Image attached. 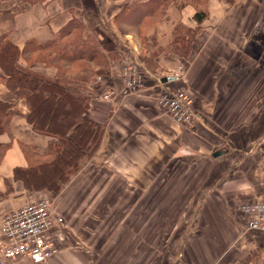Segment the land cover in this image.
Listing matches in <instances>:
<instances>
[{"label":"crops","instance_id":"1","mask_svg":"<svg viewBox=\"0 0 264 264\" xmlns=\"http://www.w3.org/2000/svg\"><path fill=\"white\" fill-rule=\"evenodd\" d=\"M148 1L0 0V35L6 34L19 50L29 40L49 41L69 20L76 19L84 35L106 39L120 58L109 62V75L95 76L88 84L92 95L88 117L103 128L100 144L56 193L27 189L14 177V169L26 168L36 159L30 151L43 154L56 139L34 132L27 122L24 100L0 84V100L13 104L10 132L0 136V143L10 144L0 158V220L25 204L49 198L54 212L63 217V226L51 234L62 239L57 254L41 264H114L117 256L122 259L119 264H125L130 248H118L127 239L125 234L111 238L109 246L100 249L103 240H98L101 236L96 230L106 222L104 212L114 210L119 198L122 213L111 225L126 217L124 225L129 226L128 211L143 209L140 196L155 193L158 180L170 179L171 167L179 164L191 173L189 178L196 169V178L208 188L197 204L195 227L199 230H189L183 260L177 263L264 264V234L245 231L239 212L241 204L264 195V64L256 62L262 50L255 40L264 14L257 17V0H235L231 5L209 0L208 16L186 58L167 52L168 38L161 42L158 27L151 29L148 48L160 51L152 68L140 65L154 81L148 80L145 89L125 96L120 61L129 43L138 44L133 32L121 30L114 18ZM194 11L192 6H170L165 15L175 14L184 26L194 28ZM18 64L27 67L22 59ZM178 68L183 73L176 78L173 74ZM38 69L54 76L52 68ZM158 83L190 95L192 120L177 125L158 108ZM110 91L111 98L103 99ZM129 196H137L135 206ZM142 225L138 221L135 232L143 236L138 229ZM6 264L33 263L16 259Z\"/></svg>","mask_w":264,"mask_h":264},{"label":"trees","instance_id":"2","mask_svg":"<svg viewBox=\"0 0 264 264\" xmlns=\"http://www.w3.org/2000/svg\"><path fill=\"white\" fill-rule=\"evenodd\" d=\"M208 1L150 0L144 6L122 11L115 16L114 22L137 27L138 30L143 27L147 29L149 26L146 23L159 22L170 6L177 9L192 6L196 26L189 28L181 22L175 24L171 40L165 49L186 58L200 24L208 16ZM223 1L230 4L233 0ZM69 38L72 39L71 42L64 41ZM139 39L144 49L148 39L145 34ZM100 45L102 43L95 35L83 34L82 25L76 19L69 20L43 44L35 40L26 41L22 50L6 34L0 35V84L17 99L24 100L28 110L27 122L34 132L56 139L43 154L30 151L36 159L26 168L14 169V177L27 189H45L56 193L99 146L103 128L88 117L92 98L88 84L95 76L110 74L109 60L100 52ZM38 53L40 56L46 53L45 60L40 62L39 56L33 57L34 62H29L28 56ZM20 57L24 58L27 67L18 64ZM41 66L55 70L54 76L49 77L40 71L38 67ZM12 105L0 100V136L10 132L9 111ZM9 145L0 143V158Z\"/></svg>","mask_w":264,"mask_h":264},{"label":"rangeland","instance_id":"3","mask_svg":"<svg viewBox=\"0 0 264 264\" xmlns=\"http://www.w3.org/2000/svg\"><path fill=\"white\" fill-rule=\"evenodd\" d=\"M234 1L235 0H233L230 4L226 2L225 3L231 5L234 3ZM261 14H264V0H257L256 15L259 17ZM179 22L180 21L175 14H172L171 18L166 17L164 14L162 17H160V20L157 23L148 21L146 24L149 26V28L147 29L146 27H143L138 30L137 27H128L115 23L117 27H119L124 32L132 31L133 38L138 44L134 47L129 43L125 55L122 58L123 60H121L120 63L123 64L125 58H129L134 55L140 64L142 63L147 67L152 68L154 64L153 59L159 49L150 50L148 48V42L147 46L143 49L139 38L143 37V34H145V37H147L149 41L148 32L151 29L158 27V38L161 37V42L162 39L167 40L168 38V45L171 40L174 26ZM255 40L260 45V47L258 45L259 50H262V53L257 57L256 62H261L260 64H264V18L258 25ZM64 41L69 43L72 41V39H64ZM99 41L102 43V45H100V52H102V54L108 58L109 62H112L113 59L116 58L120 59L116 54L113 53V44L103 38L99 39ZM40 55V53L31 54L28 56L29 62H34L33 57L38 58ZM45 56L46 53H43L42 56L38 58V60L43 62L45 60ZM19 59L24 60L23 57H20ZM118 59L116 61L119 62ZM248 62V60L243 62V66L245 67ZM140 69L142 70V73L145 72L143 68ZM177 72H179V76H181L183 73L181 68H178L174 73ZM148 80L154 81L153 78L151 79L149 76H145L144 86H146ZM171 170L173 172V176L170 179L168 177H161L158 180L159 185L154 188L155 193H146L144 196H140L144 200V203L142 204L143 209L141 211L138 213L133 209L128 211L127 219L129 226L124 225L126 223V217L122 222L118 221L116 226L111 225L115 224L116 219H120V215L122 213L119 209V198L116 199L115 203H118V205L114 207V210H109L106 213L104 212L103 218L106 222L105 224L98 225L96 230V235L101 236L98 238V240H103L101 243H99L101 250H104L106 247H108L110 242L117 239L122 233L125 234L124 236L128 237L127 239H124L122 244L119 243V251H125L126 247L127 249L128 247L130 248L128 251L129 256L126 255L127 252L125 253L126 257H128V259L125 257L123 260L125 264L126 262H128L127 264H178L177 261L180 262L183 260L182 256L184 255V244L191 238L188 237L189 230L191 228L192 230L196 229L195 222L199 219L197 204L199 203L201 194L205 192L208 187L206 188L205 185L204 187L202 184L203 181L196 178V169L192 171V178H189L191 174L190 172H184L183 165L175 164V166L171 167ZM143 200L140 201L143 202ZM137 201V196H129L130 204L133 203L135 206ZM137 219L139 222L141 220L143 223V227L140 226L138 228L139 231H143V236L135 232L137 231V227H135L138 222ZM116 258H113L112 260L114 264H119L122 262V259H120L121 257L117 256Z\"/></svg>","mask_w":264,"mask_h":264},{"label":"built area","instance_id":"4","mask_svg":"<svg viewBox=\"0 0 264 264\" xmlns=\"http://www.w3.org/2000/svg\"><path fill=\"white\" fill-rule=\"evenodd\" d=\"M140 68L136 56L124 59L121 72L123 95L145 89L144 78L150 75L142 73ZM173 76L179 77V72ZM158 86L156 104L175 124L183 125L194 118L190 95L180 89L171 90L160 83ZM112 95L113 91H110L102 98L108 100ZM239 212L245 231L264 234V195L257 201L241 204ZM62 226L63 217L54 212L53 204L47 198L30 202L6 214L0 220V264L16 259H26L33 264L47 262L57 254V244L62 239L58 235L53 237L52 230Z\"/></svg>","mask_w":264,"mask_h":264}]
</instances>
